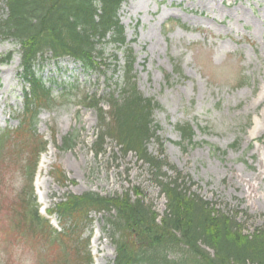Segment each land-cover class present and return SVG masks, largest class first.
Wrapping results in <instances>:
<instances>
[{
	"label": "rangeland",
	"instance_id": "1",
	"mask_svg": "<svg viewBox=\"0 0 264 264\" xmlns=\"http://www.w3.org/2000/svg\"><path fill=\"white\" fill-rule=\"evenodd\" d=\"M4 15L0 2V19ZM117 15L126 45L105 44L99 70L84 71L68 58L40 64L38 75L55 97L49 108L37 111L33 137L48 145L37 160H30L27 149L20 160L0 158V187L5 185L8 201L13 199L17 210L18 196L30 194L26 167L30 171L35 163L32 188L44 217L66 194L115 196L132 188L157 215L163 214L165 200L145 164L133 154L123 158L109 140L105 155L91 153L97 112L81 99L99 100L102 110H108L107 95H119L123 85L121 68L129 47L135 56L132 82L144 98L158 104L153 121L161 146L150 141L148 152L189 177L190 191L202 200L236 213L242 234L264 232V0H126ZM9 53L11 62L0 66V132L17 127L25 92L17 74L18 47L0 40V56ZM175 67L181 69L179 75L173 73ZM181 124L193 128L195 145L178 144L174 127ZM68 137L70 149H61ZM44 156L47 163L39 169ZM60 172L67 180L63 187L52 178ZM166 175L175 177L173 171ZM48 219L56 228V217ZM89 220L79 241L91 239L85 249L80 246L81 254L89 256L90 250L93 264H111L115 252L102 234L103 217L91 213ZM48 243L36 251L2 229L0 264H53L61 249Z\"/></svg>",
	"mask_w": 264,
	"mask_h": 264
},
{
	"label": "trees",
	"instance_id": "2",
	"mask_svg": "<svg viewBox=\"0 0 264 264\" xmlns=\"http://www.w3.org/2000/svg\"><path fill=\"white\" fill-rule=\"evenodd\" d=\"M124 1L0 0L5 7V15L0 19V40L18 45V75L26 89L17 127L12 132L0 133V158L20 160L27 149L33 161L44 152L45 143L41 140L38 143L33 132L37 111L51 104L52 93L38 75L40 63L49 54L54 61L61 58L76 61L86 71L98 69L101 63L97 59L102 58L106 43L125 44L124 29L117 17ZM10 59L11 54L1 57L0 65L9 63ZM134 62L132 51L127 49L123 85L119 95L109 94L107 112L102 110L99 100L84 98L86 106L97 111L91 150L94 157L103 155L105 141L110 140L119 147L122 157L135 154L152 171L153 180L166 200L164 214L158 216L152 206L145 204L136 188L116 196L91 192L66 194L47 211L58 219L60 231L57 232L39 216L35 199L33 203L29 201L31 192L18 196L16 210L2 185L0 230L8 231L18 242L34 245L36 251L40 244L44 247L51 241V245L61 249L51 259L53 264H59V259L62 264H91L88 253L83 256L80 247L85 249L88 239L79 240L90 223L89 215L96 213L103 215V231L114 246L112 264H264V232L242 234L236 213L229 214L202 200L190 191L193 184L188 177L148 153L146 145L150 139L158 141L152 118L158 105L137 91L132 82ZM179 70L175 67V71ZM175 130L180 136L179 145H191L190 126L177 125ZM64 140L61 149H70L73 140L69 137ZM170 170L175 177L166 175ZM26 172L30 187L33 167L30 171L26 167ZM53 178L60 186L67 181L61 172ZM67 257L70 263H66Z\"/></svg>",
	"mask_w": 264,
	"mask_h": 264
},
{
	"label": "bare ground",
	"instance_id": "3",
	"mask_svg": "<svg viewBox=\"0 0 264 264\" xmlns=\"http://www.w3.org/2000/svg\"><path fill=\"white\" fill-rule=\"evenodd\" d=\"M15 44V42H14ZM16 46L18 47V45L16 44ZM19 48V47H18ZM45 57V56H44ZM46 57H51L49 54ZM45 163H47V158L46 156L42 157L40 164H39V169L43 168V166L45 165Z\"/></svg>",
	"mask_w": 264,
	"mask_h": 264
}]
</instances>
